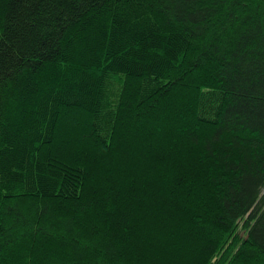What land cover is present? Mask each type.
<instances>
[{
	"label": "trees",
	"instance_id": "16d2710c",
	"mask_svg": "<svg viewBox=\"0 0 264 264\" xmlns=\"http://www.w3.org/2000/svg\"><path fill=\"white\" fill-rule=\"evenodd\" d=\"M0 264H264V0H0Z\"/></svg>",
	"mask_w": 264,
	"mask_h": 264
}]
</instances>
